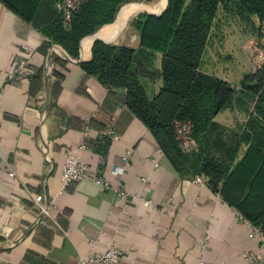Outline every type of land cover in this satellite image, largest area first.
<instances>
[{"label": "crops", "instance_id": "0c3cea01", "mask_svg": "<svg viewBox=\"0 0 264 264\" xmlns=\"http://www.w3.org/2000/svg\"><path fill=\"white\" fill-rule=\"evenodd\" d=\"M118 18L83 38L75 58L0 1V264H81L111 243L124 253L120 264H264L256 258L264 253L259 240L248 236L220 189L203 173L198 185L178 172L127 106L126 91L82 68L97 39H122L128 22L117 26ZM22 61L27 67L14 71ZM142 81L149 95L162 86L158 76ZM67 148L89 164L90 177L122 182L127 193L90 179L63 187ZM127 149L130 166L113 174ZM38 195L48 214L36 205Z\"/></svg>", "mask_w": 264, "mask_h": 264}, {"label": "trees", "instance_id": "16d2710c", "mask_svg": "<svg viewBox=\"0 0 264 264\" xmlns=\"http://www.w3.org/2000/svg\"><path fill=\"white\" fill-rule=\"evenodd\" d=\"M0 1L75 58L83 38L112 24L126 6L136 3L73 0L75 8L66 19L65 10L58 5L64 0ZM220 9L234 10L253 24L254 18L264 22V0H168L161 14L146 12L133 20L140 32L138 49L97 39L92 57L81 66L105 85L126 91L127 106L153 133L178 172L192 176L203 173L227 203L264 232V64L241 81L238 100L248 107L249 118L232 131L233 142L224 147L227 154L207 153V133L213 126L221 127L214 123L215 118L237 96L228 81L202 69ZM139 52L161 54L160 71L148 69L139 60ZM157 76L162 86L150 97L142 78ZM177 121L191 123L198 151L186 153L182 149Z\"/></svg>", "mask_w": 264, "mask_h": 264}, {"label": "rangeland", "instance_id": "374dc122", "mask_svg": "<svg viewBox=\"0 0 264 264\" xmlns=\"http://www.w3.org/2000/svg\"><path fill=\"white\" fill-rule=\"evenodd\" d=\"M131 2L136 3L126 6L121 11L123 6L128 3L124 4L120 9L121 12L119 11L120 14H123L133 6L146 4L156 5V11L160 12L165 4L164 0H136ZM146 12L131 17L127 21L128 23H125V27L120 31L122 32L121 40L118 42L108 41L107 43L138 49L140 32L132 22ZM254 21L255 23L253 24L247 19H243L231 9H220L216 15L212 35L203 56L202 69L222 79L227 78L229 84L237 91V96L231 106L220 112L215 118L214 123L220 125L223 129L219 126H213L206 135L205 141L209 155L225 156L227 147L233 142L232 131H236L240 125H244L249 118L248 107L245 104L243 106L240 105L238 100L240 97V84L246 74L253 72L264 64V59L261 60L259 58V52L262 51L264 53V22L259 23L257 18H254ZM138 56L139 60L146 66H150L151 70L156 69L157 54L145 55L139 52ZM159 92L160 88L158 90L154 89V93L150 91L149 96L153 97ZM225 146L227 147L224 150ZM198 150L199 144L197 148L186 150L185 152L190 153Z\"/></svg>", "mask_w": 264, "mask_h": 264}, {"label": "built area", "instance_id": "2783aa9c", "mask_svg": "<svg viewBox=\"0 0 264 264\" xmlns=\"http://www.w3.org/2000/svg\"><path fill=\"white\" fill-rule=\"evenodd\" d=\"M58 5L59 7L65 10V18L69 19L72 10L75 8V2L73 0H64L63 3H59ZM24 48L27 54L32 53V49L29 46L25 45ZM259 58L261 60L264 59V53L262 51L259 52ZM26 67H27V62L22 61L20 67L14 69V71L16 70L18 71L21 69L23 70ZM0 74L1 75L3 74V71L1 69H0ZM0 89H1V85H0ZM175 128L178 139L180 140V145L184 151L193 150L197 148L198 142L193 137L192 134L193 127L190 122L177 121L175 124ZM107 134L115 139L118 138V135L115 134V132L112 129H109L107 131ZM81 147L83 148V146ZM132 153H133L132 149H127L125 151V154L123 156V165L115 167L113 169V174L118 175L126 171V169L130 166V160H131L130 158L132 156ZM85 179H90L95 185L104 189L113 188L114 186L119 196H124L127 193V191L123 188L122 182H118L117 185L115 186L112 183V181L106 177L97 176V175L90 177L89 164L84 159H82L80 155L75 153L71 148H67L65 150V161L61 172V181L63 183V187H66L67 185L73 182H79ZM142 180L144 182H147V178L145 177L142 178ZM193 182L198 185H204L205 178L202 175H196L193 179ZM42 199L43 196L38 195L36 197V203H37L36 205L38 206L42 214H48L50 206L42 204ZM145 204H148V202H145ZM235 213L238 217L239 222L246 226L248 231V236L251 239H258L260 242L261 251L264 250V232L261 230V228L255 225L239 210L235 209ZM209 240H210V236L206 235L200 241L199 244L200 252H203V250H205V248L209 243ZM94 242L95 240L92 238L89 240L90 245H93ZM123 254L124 253L122 249H120L115 243H111L107 251L103 253H96L93 251H89L86 255L81 257V264H120ZM256 256L257 259L260 260L264 259L263 252L258 253ZM200 264H204L203 259L200 260Z\"/></svg>", "mask_w": 264, "mask_h": 264}, {"label": "bare ground", "instance_id": "6f19581e", "mask_svg": "<svg viewBox=\"0 0 264 264\" xmlns=\"http://www.w3.org/2000/svg\"><path fill=\"white\" fill-rule=\"evenodd\" d=\"M164 3L165 4L161 8L162 9L161 11H163L166 8V6L168 4V1L164 0ZM156 10H157V7H156V5H153V4L152 5L151 4H146V5H140V6H133V7L129 8L123 14L119 15V18L117 19V26L120 25V24L126 23L131 17H133V16H135V15H137L139 13L146 12V11L155 12Z\"/></svg>", "mask_w": 264, "mask_h": 264}, {"label": "water", "instance_id": "95a60500", "mask_svg": "<svg viewBox=\"0 0 264 264\" xmlns=\"http://www.w3.org/2000/svg\"><path fill=\"white\" fill-rule=\"evenodd\" d=\"M167 1H168V0H167ZM166 7H167V6H166ZM165 9H166V8H165ZM165 9H164V10H165ZM164 10H163V11H164ZM163 11H161V12H149V11H147V12H148V13H152V14H157V15H158V14H161Z\"/></svg>", "mask_w": 264, "mask_h": 264}]
</instances>
